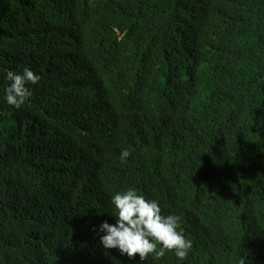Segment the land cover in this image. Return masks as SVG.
I'll list each match as a JSON object with an SVG mask.
<instances>
[{"label": "trees", "instance_id": "trees-1", "mask_svg": "<svg viewBox=\"0 0 264 264\" xmlns=\"http://www.w3.org/2000/svg\"><path fill=\"white\" fill-rule=\"evenodd\" d=\"M130 186L180 217L183 262L100 245ZM242 259L264 264V0H0V264Z\"/></svg>", "mask_w": 264, "mask_h": 264}, {"label": "clouds", "instance_id": "clouds-1", "mask_svg": "<svg viewBox=\"0 0 264 264\" xmlns=\"http://www.w3.org/2000/svg\"><path fill=\"white\" fill-rule=\"evenodd\" d=\"M41 76L30 68L22 72L8 71L3 89L6 104L20 108L31 96L29 85H36ZM129 149L121 150L120 162H127ZM112 216L115 223L102 222L97 230L99 243L104 249H116L121 256L129 259L138 255L143 262L150 256L160 258L170 251L178 261L183 262L192 249V241L187 239L180 228L181 219L176 214H162L157 200L146 199L136 188L127 187L116 191L110 198ZM239 264H244L243 259Z\"/></svg>", "mask_w": 264, "mask_h": 264}]
</instances>
